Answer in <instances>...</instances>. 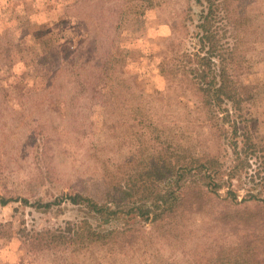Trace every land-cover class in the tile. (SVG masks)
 Masks as SVG:
<instances>
[{
	"label": "rangeland",
	"instance_id": "1",
	"mask_svg": "<svg viewBox=\"0 0 264 264\" xmlns=\"http://www.w3.org/2000/svg\"><path fill=\"white\" fill-rule=\"evenodd\" d=\"M0 1L33 17L23 26L4 23L0 12V198L16 200L0 206V264H234L235 256V264H264L262 206L226 198L230 188L239 201L248 192L264 200V0L221 2L220 34L237 51L242 99L223 124L228 141L185 82L160 73L173 53H196L200 5ZM245 134L255 152H244ZM208 156L219 165L183 175V166ZM172 162L209 195L202 211L166 212L153 227L131 208L108 222L65 198L97 200L139 170L167 174ZM229 211L234 222L221 220ZM91 224L105 235L95 244L86 238ZM69 232L81 243L69 244ZM247 239L250 252L241 249Z\"/></svg>",
	"mask_w": 264,
	"mask_h": 264
},
{
	"label": "trees",
	"instance_id": "2",
	"mask_svg": "<svg viewBox=\"0 0 264 264\" xmlns=\"http://www.w3.org/2000/svg\"><path fill=\"white\" fill-rule=\"evenodd\" d=\"M186 2L190 6L191 3L201 6L199 15L200 23L198 26L201 33L196 48L197 51L192 54L189 52L184 54H181V52L173 53L166 62L162 61L160 73L175 75L180 81H184L186 86L200 98L211 126L217 132L219 139L223 140L224 138L228 141V129L223 124L231 122V111H233L234 115L240 110L242 99L239 94L238 76L234 74L237 62V51L234 48H224L223 40L225 35L220 34L221 25L218 23L221 20L220 16L223 9L221 2L227 3V1L186 0ZM3 7H0V9ZM32 19L33 17L31 15L25 17L18 15L12 6L11 17H9L8 21L26 26ZM68 28L60 29L58 33L66 34ZM60 39L66 40L61 36ZM226 107L230 108L227 109ZM222 114H225V118L221 120L220 116ZM232 123L235 124L234 121ZM244 146L245 153L248 150L256 151V148L251 144L246 134L244 135ZM132 163V161H129V164ZM216 165H219L218 160L209 156L205 159H195L191 161L189 166H183L187 171V173L184 171L185 173L183 175L200 172L201 170L209 171L211 170L210 168H214ZM156 167L137 171L135 177L130 181L132 183L127 181L124 186L120 185L114 191L111 190H113L115 185H112L108 189V192H106V189L102 192L100 191L97 194V200L80 193H75V195L66 194L65 198L74 204L85 205L91 213L97 215L99 218H106L108 222L112 219L110 216H116L123 209L131 208L129 213H134L141 222L143 221L145 224H150L153 227L159 223L161 216L166 212L181 211L194 214L206 208L210 200L209 195L199 184H187V181L180 176L176 163H170L167 174L164 173V169ZM209 178L211 179V175H209ZM140 182H145V185H141ZM161 182H166L165 190L160 187L159 184ZM221 188L222 186L220 185L217 187L218 190ZM226 194L227 199L235 202L234 207L235 205L238 206L250 202L260 204L259 206H262L264 215V200L259 201L258 195L248 192L239 201L240 195H238L237 191L228 188ZM11 202H16V200L5 197L0 198V206H7ZM21 202L25 206L29 205V201L26 199H22ZM51 205V203L45 205L39 204V206L47 208ZM235 213L241 212L237 211ZM220 217L221 220L230 221L233 219L231 211L222 212ZM231 221L234 222V220ZM237 223L242 225L240 220ZM68 224L71 225V223ZM86 238H88V242L95 244L102 241L105 235L99 231V227L91 224L89 225ZM111 238L112 236L109 233V239ZM79 242L81 243L80 239H78L77 232L69 234V244L74 245L79 244ZM248 242L249 240L247 239L245 242L247 243V247L243 245L241 249L250 252ZM255 243L257 244V240ZM235 253L236 249L231 250L230 256H234ZM230 258L232 259V257ZM236 258V256L233 258L234 264Z\"/></svg>",
	"mask_w": 264,
	"mask_h": 264
},
{
	"label": "crops",
	"instance_id": "3",
	"mask_svg": "<svg viewBox=\"0 0 264 264\" xmlns=\"http://www.w3.org/2000/svg\"><path fill=\"white\" fill-rule=\"evenodd\" d=\"M2 6H4L3 3L0 4V7H2ZM12 6L14 7V9L16 11H18L17 6H15L14 4H11L10 5L11 11H12ZM11 11L9 12V9L6 6H4L2 9H0L1 16L4 14V16L6 17L5 19H3L4 20V23H11L10 21H8L9 20V17H11ZM162 75H167V74H162Z\"/></svg>",
	"mask_w": 264,
	"mask_h": 264
}]
</instances>
